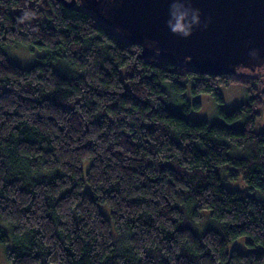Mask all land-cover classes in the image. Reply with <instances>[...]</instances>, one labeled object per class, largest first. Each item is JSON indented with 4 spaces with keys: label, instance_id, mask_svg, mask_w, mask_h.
I'll return each mask as SVG.
<instances>
[{
    "label": "clouds",
    "instance_id": "obj_1",
    "mask_svg": "<svg viewBox=\"0 0 264 264\" xmlns=\"http://www.w3.org/2000/svg\"><path fill=\"white\" fill-rule=\"evenodd\" d=\"M126 0H0V264H264V0L242 58L139 40ZM163 5L177 41L216 17Z\"/></svg>",
    "mask_w": 264,
    "mask_h": 264
},
{
    "label": "water",
    "instance_id": "obj_2",
    "mask_svg": "<svg viewBox=\"0 0 264 264\" xmlns=\"http://www.w3.org/2000/svg\"><path fill=\"white\" fill-rule=\"evenodd\" d=\"M203 10L216 17V23L207 33H197L189 41H177L166 32L160 31L159 16L163 15V5L152 7L151 0H126L125 7L117 14L116 21L129 28L132 37L139 40L144 35L157 36L165 48L174 51L190 50L194 61L204 66L202 56L205 50L219 43V54L223 58H242L244 50L241 42L250 34L248 25L238 16L229 20L230 0H199ZM264 46V29L256 37Z\"/></svg>",
    "mask_w": 264,
    "mask_h": 264
}]
</instances>
